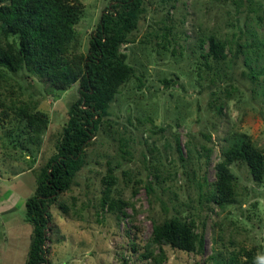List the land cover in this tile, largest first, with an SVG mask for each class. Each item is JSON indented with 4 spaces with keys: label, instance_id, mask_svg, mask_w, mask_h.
<instances>
[{
    "label": "rangeland",
    "instance_id": "374dc122",
    "mask_svg": "<svg viewBox=\"0 0 264 264\" xmlns=\"http://www.w3.org/2000/svg\"><path fill=\"white\" fill-rule=\"evenodd\" d=\"M81 1L83 14L76 30L78 51L86 54L90 35L114 0ZM237 1L144 0L145 13L130 35L132 43L122 48L136 78L110 105L75 185L50 209L49 264H123L124 259L126 264H153L132 253V239L143 247L152 235L153 221L177 213L192 214L199 231L204 224L205 255L196 260L193 254L167 246L164 264H252L243 249L252 253L253 264H264V182L256 183L245 165L234 164L235 203L212 205V210L199 204V185L204 176L208 184L216 181L215 166L229 144L226 140L245 134L264 152V75L254 84L243 60L236 65L210 62V70L201 55L208 50L207 40L203 45L202 40L209 36L233 44L239 39L246 11L237 13ZM254 2L264 8V0ZM253 18L248 28L264 41V28H257ZM262 56L260 67L264 52ZM34 81L38 88L30 89L20 78H15V85L23 88V100L37 102L38 110L48 115L42 143H32L15 121H0V264L27 262L32 226L25 204L78 99V84L57 100L48 84ZM204 146L213 151L207 165ZM109 170L117 178L111 197L130 204L127 217L102 206L103 179ZM146 183L152 184L150 195ZM208 190L205 185L203 194ZM233 255L236 262L230 260Z\"/></svg>",
    "mask_w": 264,
    "mask_h": 264
},
{
    "label": "trees",
    "instance_id": "16d2710c",
    "mask_svg": "<svg viewBox=\"0 0 264 264\" xmlns=\"http://www.w3.org/2000/svg\"><path fill=\"white\" fill-rule=\"evenodd\" d=\"M236 6L238 14L246 11L245 26L239 27V39L233 44L227 39L209 36L202 40V45L207 40L208 50L204 53L203 50L201 55L205 67L210 70L213 68L210 62L216 66L226 62L236 65L243 60L252 82L257 84L259 77L264 75V66H259L264 41L258 39L255 31L249 30L248 23L253 15L256 27L264 28V8L254 0L237 1ZM83 8L81 0H0V121H15L32 143L40 145L48 128V115L38 110L37 102L22 99L23 88L15 85V78L24 80L30 89L37 87L34 81L37 78L55 91L57 100L73 85L79 86L78 99L70 106L56 151L37 175L35 193L25 204V217L32 226L26 264L50 263L48 255L53 230L50 209L75 185L86 165L87 150L103 120L109 116L110 105L121 89L136 78V69L128 63L122 48L132 43L130 35L145 13L144 0H114L108 5L90 35L86 54L78 51L80 34L76 30ZM234 136V141L226 140L229 144L222 148V160L215 166L216 181L208 184L204 176L199 185V204L209 210L212 205L224 208L235 203L237 178L231 169L234 164L245 165L256 183L264 182V152L249 136L237 133ZM204 137L210 140L209 136ZM175 142L181 155L178 135ZM202 149L207 165L213 151L205 146ZM189 155H192L191 149ZM199 155L200 158L201 153ZM116 182V176L109 170L103 179L102 206L127 217L125 208L130 204L111 197ZM205 185L211 190L203 194ZM145 190L152 194V184L146 183ZM199 225L192 214L177 213L162 222L154 220L151 237L143 247H138L132 239L131 251L153 264L167 261L164 249L167 246L193 254L199 260L204 257L207 245L204 224L202 231ZM242 252L253 264L252 253L245 249ZM230 260L236 262L237 255ZM123 264H126L125 259Z\"/></svg>",
    "mask_w": 264,
    "mask_h": 264
}]
</instances>
